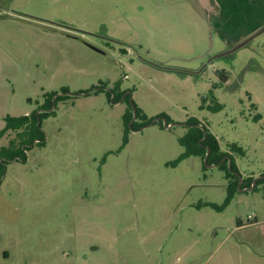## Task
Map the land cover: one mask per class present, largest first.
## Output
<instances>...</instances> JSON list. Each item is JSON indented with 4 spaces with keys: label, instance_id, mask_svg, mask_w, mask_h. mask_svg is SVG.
<instances>
[{
    "label": "rangeland",
    "instance_id": "374dc122",
    "mask_svg": "<svg viewBox=\"0 0 264 264\" xmlns=\"http://www.w3.org/2000/svg\"><path fill=\"white\" fill-rule=\"evenodd\" d=\"M199 9L0 0V130L67 92L41 121L44 145L4 164L0 264H264V191L237 187L218 210L223 170L170 164L200 122L243 178L264 172V25L228 47ZM134 106L151 119L133 115L136 130L122 117Z\"/></svg>",
    "mask_w": 264,
    "mask_h": 264
},
{
    "label": "trees",
    "instance_id": "16d2710c",
    "mask_svg": "<svg viewBox=\"0 0 264 264\" xmlns=\"http://www.w3.org/2000/svg\"><path fill=\"white\" fill-rule=\"evenodd\" d=\"M222 80L225 82L226 77ZM94 92H98V90H95ZM64 93H67L65 89H62V94H57L56 92L46 93L44 96L45 103L38 109V113L31 112L27 115L18 117L9 115L5 116V125L0 130V138L6 134L8 135V131H15L16 136L9 138L6 146H0V176L3 173L4 164L8 161L16 160L17 158L24 161V152L28 149L29 145H32L33 143L44 145V134L43 131L40 130L41 121L49 114L54 113L52 105L53 103L55 104L56 100L59 98L67 97ZM81 93L82 91L78 94ZM112 100L114 102L118 101L115 97H113ZM133 115L140 119V124L138 126H146L151 121V119L147 118L139 108L134 106L133 109L131 108L130 112L126 111L122 116L126 128H128L130 124L132 130L138 129V127L134 126L133 122L130 123ZM253 119H259V114H256ZM165 122L168 123L167 121ZM197 124L201 126V129L199 127L191 128L189 134L178 139L179 143L184 147V152L179 154L175 160L170 162V164L176 165L182 159L190 155H198L202 160L206 157V165H217L219 169L223 170L225 178L228 180L226 186V198L221 205L208 203V205L221 210L230 202L234 194L237 192L239 181L241 189L250 188L254 177L249 176L243 178L234 163L232 155L229 154L228 151H224L220 148L218 140L207 130V128H205L200 122H197ZM126 133H128V131L125 132L123 143L126 140ZM227 146L230 152L238 155L243 154L241 147L235 143H229ZM207 148L209 151L207 156H205ZM259 176L261 177L255 180L252 190H256L260 187L264 191V172L259 174ZM238 222L239 221H237V223Z\"/></svg>",
    "mask_w": 264,
    "mask_h": 264
},
{
    "label": "crops",
    "instance_id": "0c3cea01",
    "mask_svg": "<svg viewBox=\"0 0 264 264\" xmlns=\"http://www.w3.org/2000/svg\"><path fill=\"white\" fill-rule=\"evenodd\" d=\"M198 14L204 16L228 47L264 25V0H198ZM205 20V21H206ZM237 228L244 226L238 220ZM256 222V221H255Z\"/></svg>",
    "mask_w": 264,
    "mask_h": 264
},
{
    "label": "water",
    "instance_id": "95a60500",
    "mask_svg": "<svg viewBox=\"0 0 264 264\" xmlns=\"http://www.w3.org/2000/svg\"><path fill=\"white\" fill-rule=\"evenodd\" d=\"M242 44H243V43H240V44H239L238 46H236V47H239V46H241ZM236 47H235V48H236ZM208 151H209V149H207L206 155H207ZM205 160H206V159H204V161H205ZM260 177H261V176H256V177L253 179V181H252L251 187H250V188H244V190H252L255 180L258 179V178H260ZM238 188H239V190H241V189H240V182H239Z\"/></svg>",
    "mask_w": 264,
    "mask_h": 264
},
{
    "label": "built area",
    "instance_id": "2783aa9c",
    "mask_svg": "<svg viewBox=\"0 0 264 264\" xmlns=\"http://www.w3.org/2000/svg\"><path fill=\"white\" fill-rule=\"evenodd\" d=\"M252 218H254V219H255V216H254V214L247 216V220H250V219H252Z\"/></svg>",
    "mask_w": 264,
    "mask_h": 264
}]
</instances>
